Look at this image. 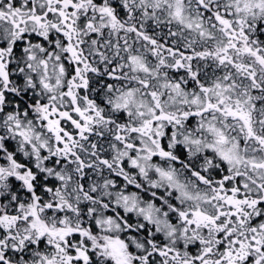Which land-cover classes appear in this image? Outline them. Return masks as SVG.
<instances>
[{"label": "snow or ice", "instance_id": "1", "mask_svg": "<svg viewBox=\"0 0 264 264\" xmlns=\"http://www.w3.org/2000/svg\"><path fill=\"white\" fill-rule=\"evenodd\" d=\"M0 264H264V0H0Z\"/></svg>", "mask_w": 264, "mask_h": 264}]
</instances>
